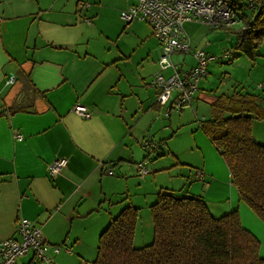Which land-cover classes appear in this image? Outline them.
I'll return each instance as SVG.
<instances>
[{
    "label": "crops",
    "instance_id": "crops-1",
    "mask_svg": "<svg viewBox=\"0 0 264 264\" xmlns=\"http://www.w3.org/2000/svg\"><path fill=\"white\" fill-rule=\"evenodd\" d=\"M136 1L0 0V240L19 238L18 221L27 218L46 243L69 248L54 254L56 264H93L100 233L127 205L138 208L133 245L152 241L149 206L166 188L201 196L216 217L236 210L264 256V222L239 198L200 126L221 93L247 91L264 101V74L251 78L259 60L239 55L232 74L208 72L178 111L160 105L149 83L159 43L147 22L120 17ZM237 24L224 27L237 30L242 17ZM199 103L208 105L200 118ZM13 104L23 108L10 112ZM149 136L160 148L143 145ZM59 157L65 164L49 174L48 163ZM137 162L149 172L139 175ZM15 264L37 262L30 251Z\"/></svg>",
    "mask_w": 264,
    "mask_h": 264
},
{
    "label": "trees",
    "instance_id": "trees-1",
    "mask_svg": "<svg viewBox=\"0 0 264 264\" xmlns=\"http://www.w3.org/2000/svg\"><path fill=\"white\" fill-rule=\"evenodd\" d=\"M244 8L251 11H242V27H221L235 34L232 48L253 60L264 43V0L245 2ZM208 104L210 115L200 126L224 159L239 198L264 221V142L252 131L253 121H264V101L234 90ZM22 108L13 104L9 110ZM149 211L150 243L133 245L138 208L127 205L100 233L93 264H264L259 239L241 224L236 210L216 217L201 196L161 188Z\"/></svg>",
    "mask_w": 264,
    "mask_h": 264
},
{
    "label": "built area",
    "instance_id": "built-area-1",
    "mask_svg": "<svg viewBox=\"0 0 264 264\" xmlns=\"http://www.w3.org/2000/svg\"><path fill=\"white\" fill-rule=\"evenodd\" d=\"M251 0H137L135 3L120 11V17L125 22L134 19L147 22L153 36L160 46V55L157 60L159 69L150 78V85L156 89V101L163 106L180 110L190 104L199 82L207 75V67L212 58L202 49H192L184 23L198 21L212 27L232 25L241 19L244 3ZM88 22L89 20L86 19ZM182 53L181 62H175L172 56ZM191 53L194 63L187 68L185 54ZM167 71V73H165ZM14 75L11 74L7 82L11 83ZM74 110L87 116L86 108L76 104ZM143 145L157 150L160 143L145 139ZM63 157L55 158L47 165L49 174L58 172L65 164ZM139 175L149 172L143 162H137ZM112 173L111 167L107 168ZM19 238L7 237L0 240V264H15L18 257L32 251L37 264H56L54 254L62 248L61 244H48L41 236L39 226L32 224L29 219L21 218L17 224Z\"/></svg>",
    "mask_w": 264,
    "mask_h": 264
},
{
    "label": "rangeland",
    "instance_id": "rangeland-1",
    "mask_svg": "<svg viewBox=\"0 0 264 264\" xmlns=\"http://www.w3.org/2000/svg\"><path fill=\"white\" fill-rule=\"evenodd\" d=\"M234 24V28H237L238 25H240L237 24V22H235ZM184 28L188 35H190L189 37L191 38L193 45L197 46V49H202L206 54L212 57L208 63V68L210 67V70H208V72H210L211 75H214L215 73H218L220 71H227L228 73L232 74V70H234L233 67L235 66L234 61L239 55L242 56V60L250 59L244 53H238L236 49L232 48L236 38L235 34L229 30H225L224 27H212L203 22L187 21L184 23ZM259 50L260 53L264 54V48H262L261 45ZM226 53H228V55H226ZM182 55V53H176L172 56V59L175 62L180 63L183 57ZM185 56L186 62L194 63V58L191 53L185 54ZM255 58L256 60H259V65L258 67H255V69L251 73V78L255 81H258L257 76L259 74H264V58H261L258 55ZM200 83L201 81L199 82V84ZM224 88L225 87H222V89ZM199 104L202 105H198L195 114L198 118L202 117L201 115H203V113L208 112L207 104ZM253 136L255 137V139L264 142V121L255 120ZM145 139H150L154 142L161 143V141H157L156 139L154 140V138L151 136Z\"/></svg>",
    "mask_w": 264,
    "mask_h": 264
}]
</instances>
